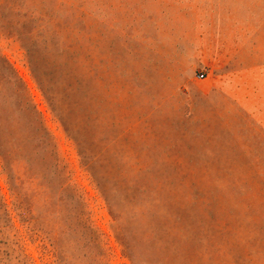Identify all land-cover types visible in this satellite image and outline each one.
<instances>
[{
	"label": "rangeland",
	"instance_id": "374dc122",
	"mask_svg": "<svg viewBox=\"0 0 264 264\" xmlns=\"http://www.w3.org/2000/svg\"><path fill=\"white\" fill-rule=\"evenodd\" d=\"M0 54L62 166L0 95V264H264V0H0Z\"/></svg>",
	"mask_w": 264,
	"mask_h": 264
},
{
	"label": "trees",
	"instance_id": "16d2710c",
	"mask_svg": "<svg viewBox=\"0 0 264 264\" xmlns=\"http://www.w3.org/2000/svg\"><path fill=\"white\" fill-rule=\"evenodd\" d=\"M0 95L6 97V100L12 103L15 110L20 113V115L24 116L26 122L24 130H26V133L23 135V141L25 144L30 143L31 152L34 156H37L39 153L44 155L41 159L42 167L45 171H48V177L51 182L53 184H57V180L61 178L62 170L60 169L62 166L61 161H59L53 152L49 132L44 125L40 113L32 104L26 85L18 77L16 71L2 54H0ZM15 142L14 137H9L6 149L4 150L0 147V162L2 172L6 176L7 185L9 186L11 195L15 198L16 202L22 206V203L24 202V195L21 193V186L23 185V182L20 181V176L18 177L17 175L19 169L22 168L25 172L29 169L30 160L19 155L20 150H22L24 145L21 143L19 147H16ZM36 188V193L42 196L44 204L49 209L48 218L50 221L55 219L59 213L53 209L56 208L57 210L59 207L57 204L53 205L52 202H62L61 196H59L58 193H53L49 188L46 190L41 189L42 186L39 184ZM61 188L62 186H59L58 189ZM55 197H57L58 200ZM54 198L56 200H54ZM2 201L3 199L0 194V209L4 206ZM57 224L58 223H55L53 225L54 227L51 229L55 230L54 228L58 227ZM48 234L49 236H53L50 233Z\"/></svg>",
	"mask_w": 264,
	"mask_h": 264
},
{
	"label": "built area",
	"instance_id": "2783aa9c",
	"mask_svg": "<svg viewBox=\"0 0 264 264\" xmlns=\"http://www.w3.org/2000/svg\"><path fill=\"white\" fill-rule=\"evenodd\" d=\"M198 77H199V79H203L204 76L202 74H200Z\"/></svg>",
	"mask_w": 264,
	"mask_h": 264
}]
</instances>
